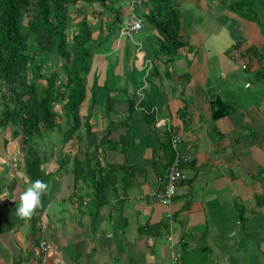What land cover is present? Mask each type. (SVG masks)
Wrapping results in <instances>:
<instances>
[{
  "label": "crops",
  "instance_id": "0c3cea01",
  "mask_svg": "<svg viewBox=\"0 0 264 264\" xmlns=\"http://www.w3.org/2000/svg\"><path fill=\"white\" fill-rule=\"evenodd\" d=\"M111 6L84 13L98 46L80 115L91 131L69 142L68 126L46 132L53 140L38 152L48 188L30 218L15 213L33 181L25 136L0 134V264H39L42 240L48 264H264V0ZM166 7L180 17L172 42L155 24ZM131 13L145 26L125 37ZM170 130L189 162L165 206L153 194L172 161ZM75 156L93 168L100 160L103 195L89 179L76 185L73 160L62 162Z\"/></svg>",
  "mask_w": 264,
  "mask_h": 264
},
{
  "label": "trees",
  "instance_id": "16d2710c",
  "mask_svg": "<svg viewBox=\"0 0 264 264\" xmlns=\"http://www.w3.org/2000/svg\"><path fill=\"white\" fill-rule=\"evenodd\" d=\"M79 3L90 6L98 4L112 9L114 0H0V78L10 84H16L13 87L15 90L19 82L24 85L23 95H17L20 100L19 107L13 111H6L4 120L5 124L8 121H17L19 124L17 135L25 136L26 169L33 181L42 177V159L38 151L31 149V144L34 137L42 132L41 123L49 131L60 129L57 123L59 115L55 111L57 101H65L62 107L67 115L68 128L64 142L72 140L84 128L88 133L91 131L89 121L84 123L80 115L82 105L88 96L87 76L91 71L90 59L98 46L93 42V30L85 16L79 22L80 31L73 37V45L69 47L67 29L72 19L69 7ZM160 13L167 19L156 22V27L169 42H172L179 34V14L170 7L161 9ZM119 20L121 17L116 16L114 23L117 24ZM176 47L174 45L170 49ZM49 50L55 51L65 60L67 81L62 89H58V76L51 75L45 78L46 84L43 90L39 91L37 83L43 77L41 71L46 62L41 55L43 51ZM95 87L92 90L93 98L97 93ZM102 141L107 142L106 139ZM103 145V142L100 143V146ZM170 150L167 155L173 158L171 145ZM91 156L100 157L98 150L92 152ZM71 160L75 166L73 172L76 185L89 179L94 184L97 194L103 195L108 185L105 177L107 170L101 167L100 160L97 161L95 168L89 163L90 159L81 161L77 156L63 159L62 162L67 164ZM110 171L113 173V170ZM98 201L99 207L105 205V200Z\"/></svg>",
  "mask_w": 264,
  "mask_h": 264
},
{
  "label": "rangeland",
  "instance_id": "374dc122",
  "mask_svg": "<svg viewBox=\"0 0 264 264\" xmlns=\"http://www.w3.org/2000/svg\"><path fill=\"white\" fill-rule=\"evenodd\" d=\"M93 6L79 3L76 6H70L69 7V13L70 17L72 18L67 33L69 34L70 42L69 47L73 45V37L77 35V33L80 31L79 22L83 17H87L84 13H86L87 9H89L87 12L91 13L94 9L91 8ZM88 18V17H87ZM92 17L90 16V19ZM50 52V53H47ZM45 59V64L42 66L43 69L41 71L42 78L37 83V87L39 91H42L45 84H46V77H50L51 75H57L58 81H57V88L62 89L63 84L67 81V75H66V63L65 60L58 56L55 51L49 50V51H43L41 55ZM90 77L89 75L87 78ZM91 78V77H90ZM89 84V83H88ZM19 86L16 87V90L13 89V87L16 86V84H10L9 82H6L3 78H0V134L6 131H19V124L17 121L12 120L8 121L7 124H5L4 117L6 116V111H13L16 109V107H19V98L17 95H23L24 91V85L20 82L17 84ZM89 88V87H88ZM16 92V93H15ZM88 93H91L88 91ZM65 103L63 100L57 101V104H55V111L58 113L57 117V123L58 127H60L61 130H64L67 127V115L65 114V111L62 107V105ZM41 133L39 135H36L32 141L31 149H34L36 151H39L42 153L44 151V148L50 145V142H52V137H45L46 132H50L49 130L45 129V126L43 123H41ZM58 130V129H57ZM56 129L54 131H57Z\"/></svg>",
  "mask_w": 264,
  "mask_h": 264
},
{
  "label": "built area",
  "instance_id": "2783aa9c",
  "mask_svg": "<svg viewBox=\"0 0 264 264\" xmlns=\"http://www.w3.org/2000/svg\"><path fill=\"white\" fill-rule=\"evenodd\" d=\"M145 26L144 20L135 13H131L123 22L122 35L125 37H132L143 30ZM170 143L174 152V157L169 165L167 174L165 176L164 188L153 194V198L165 206L172 205L173 201L178 195L179 187L186 178L184 167L189 162V158L185 157L179 151V138L172 130H170ZM49 246L46 240H42L38 247V263L48 264L47 252Z\"/></svg>",
  "mask_w": 264,
  "mask_h": 264
},
{
  "label": "clouds",
  "instance_id": "9594fccd",
  "mask_svg": "<svg viewBox=\"0 0 264 264\" xmlns=\"http://www.w3.org/2000/svg\"><path fill=\"white\" fill-rule=\"evenodd\" d=\"M48 185L43 180L37 179L28 184L25 190H23L18 199L19 205L16 206L15 213L22 218H30L36 209L41 206V197L47 190ZM7 198L6 196H0V200ZM17 196L12 193V200H16Z\"/></svg>",
  "mask_w": 264,
  "mask_h": 264
}]
</instances>
